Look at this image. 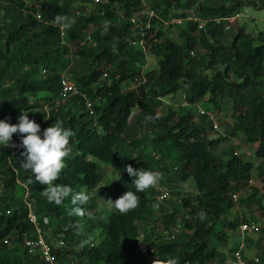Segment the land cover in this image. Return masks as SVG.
Wrapping results in <instances>:
<instances>
[{"label": "trees", "instance_id": "16d2710c", "mask_svg": "<svg viewBox=\"0 0 264 264\" xmlns=\"http://www.w3.org/2000/svg\"><path fill=\"white\" fill-rule=\"evenodd\" d=\"M105 1L96 3V11L89 14L88 5L76 9L73 0H44L41 7L33 8L25 0H0V118L18 122L23 110L30 113L29 119L45 122L44 127L62 120L74 133L69 143L73 151L54 182L67 186L59 204L43 195L47 186L30 182L32 174L22 167L21 155L0 147V264H51L41 255L30 256L24 248L26 238L37 241L40 237L29 217V205L47 243L50 235L71 229L67 247L51 246L54 264H168L170 260L225 264L227 256L218 248L227 245L229 231L256 220L254 216L245 222L229 220L240 201L234 196L241 197L240 204L249 209L257 206L264 213L261 191L254 188L246 195L256 168L264 183V169L232 149L218 153L217 147L227 139L210 137L214 127L209 116L197 119L189 107L167 115L161 109L164 99L181 91L190 105L206 100L222 111V105L231 102V137L242 135L264 162V33L253 37L241 28L230 37L214 23L202 31L198 23L188 22L180 27V44L166 35L172 27H166V22L185 17L179 12L191 9L205 19H229L246 7L264 8V0ZM145 4L157 14L147 54L133 45L132 22ZM58 15L68 18L65 38L61 23L56 22ZM89 35L95 48L84 44ZM199 49L207 54L198 56ZM149 53L160 60L159 69L144 73ZM64 75L93 102L95 115H90L82 96L66 105L59 101ZM43 106H48L49 121H45L46 111L37 112ZM168 144L177 154L172 160L177 163L178 179L192 180L197 195L174 205L173 215L167 213L171 223L183 216L182 232L170 240L146 235L141 244L154 247L155 252L139 254L138 238L144 225L156 217L159 204L154 187L138 193L136 209L126 214L114 209L97 221L90 217L94 207L88 203V192L97 190L104 180L100 163L121 175L105 189L109 199L135 191L134 178L123 170L131 165L159 173L147 150ZM160 176L159 182L168 184ZM85 220L91 224L89 230H101L104 240L97 247L85 245L89 234L81 237L80 223ZM71 243L80 246L69 247ZM258 256L264 262V251Z\"/></svg>", "mask_w": 264, "mask_h": 264}, {"label": "rangeland", "instance_id": "374dc122", "mask_svg": "<svg viewBox=\"0 0 264 264\" xmlns=\"http://www.w3.org/2000/svg\"><path fill=\"white\" fill-rule=\"evenodd\" d=\"M42 1L44 0H25L26 5L29 8H33L35 6L41 7ZM100 1L101 0H93V3H88L86 0H73V7H75L76 9H82L83 7H85V5H88L87 9H88V13L90 14L96 11V8L98 7L96 3H99ZM242 13L243 16L240 19L232 21L233 30L228 32V35L230 37H235L241 28H245L246 33L252 35L253 37H257L261 33H264V8L255 9L253 7H246ZM171 26H169L171 28L166 29V35L168 37L176 39V41L181 44L182 41L179 38L181 32L180 29L181 26H177V25H171ZM87 44L91 48L96 47V42L93 40L92 42ZM198 53H199L198 56L200 55L201 57L202 56L204 57L207 54V50L199 49ZM159 61L160 60L156 56L149 53L148 59L146 61L147 63L145 67H143L144 73L158 70ZM24 72H26V70ZM206 72L211 74L213 73V70H209V71L206 70ZM41 104L44 105L43 103ZM185 107H189L191 111H193L196 114L197 119H200V117L203 116L202 111L205 112L209 111L210 113L215 114L221 129L227 130L225 132L212 131L210 133L211 134L210 137L212 139L215 138H222L225 140L227 139L226 143H223L217 147L218 153L224 154L225 148L232 149L245 161L253 162L256 164L257 167L260 166V168L264 169V162L261 159L257 158L254 145L248 144L242 135H238L237 137H231L232 136L231 130L232 127H234L233 126L234 122L232 119L233 111L231 108V102L224 103L222 105V111H218L217 109L215 110L214 107L208 104L206 100L204 102L199 103L198 105H190L186 100L185 94L181 91L175 96H170L164 99L161 111L163 115H167V113L171 110L180 111ZM68 147H69V156H70V154L73 151V146L69 145ZM147 153L149 155H152L153 158H155L156 165L158 166L157 169L161 175L160 177L165 178L166 180L169 181L168 184L166 183L165 185L168 186L167 188L171 193V200L167 201L166 203H162V204L159 203L156 208V214H155L156 217L151 218L150 221L144 225V229L141 233V236L138 238V245H140L138 251L139 254H141L142 252L141 249L143 247L144 248L147 247V245L141 244V242L145 240L146 235L149 236L151 234L154 237H163V238L171 237L172 233H174L173 229L175 228L173 227V225L175 226L178 224L181 225L182 223L180 222L182 221L181 219L183 216L178 217L174 223H171L168 220L169 219L168 217L170 216L167 213L169 212L170 215H173L175 210L174 205H181L184 199H188L190 197H194L197 195L196 185L192 180H188L187 182H180V180L178 179L177 171H176L177 163L176 161L172 160L176 157L177 154L175 153V150L172 149L170 144L165 145L162 148L151 147L149 150H147ZM170 159L173 162H170ZM100 165H101V173L104 176V180L97 190L88 192L90 195L88 198V203L94 207V209L90 212V217L92 218V220H96V221L102 219L103 217L114 211L115 208L109 205L106 201L109 199V197L105 192V189L118 182L121 176L119 173L115 172L110 165L105 163H100ZM254 176L256 177L254 178L253 184L251 183L252 187L248 189L246 195L250 194L252 192V189L255 188L261 191L260 196H262L264 195V183L260 178L258 168H256ZM160 183L161 182H159L157 185L161 186L162 183L161 184ZM101 198L105 200H102ZM238 200H240L238 202L239 205L236 210L231 212L229 216V220L231 222H235V221L245 222L246 219H252V216L256 218V220H252V221H255L257 224H259V226L261 227L260 233L249 234L246 238H244V240L246 242L245 243L246 246L248 247V250L245 251L247 256L251 258L255 256L258 257V252L264 251V213L257 206H253L251 209H249L247 206L240 204L241 197ZM80 227H81L80 231L82 232L81 237H83L85 234H89V237L85 242V245H89L93 243L97 247L104 240V237L101 235L100 229L89 230L91 229V224L87 220L81 222ZM183 229L184 227L182 224L181 230L178 233H181ZM50 233L52 234L51 231ZM261 235H262L261 238L262 241L259 244L258 242ZM50 241H51L50 243L48 242L49 246L51 247L53 245L57 249L58 243L55 240V235H50ZM242 242H243V235L240 230L229 231V240L227 242V245L218 248L219 251L218 253H222L223 255L227 256V260L225 261V264L233 263L234 254L237 252ZM254 243L256 246L254 245ZM71 246L77 247L80 246V244L71 243L69 247Z\"/></svg>", "mask_w": 264, "mask_h": 264}, {"label": "clouds", "instance_id": "9594fccd", "mask_svg": "<svg viewBox=\"0 0 264 264\" xmlns=\"http://www.w3.org/2000/svg\"><path fill=\"white\" fill-rule=\"evenodd\" d=\"M63 19L62 16L58 15L56 22L61 23ZM22 113L16 124H11L7 120H0V147L10 146L13 135L18 133L24 149L21 153L23 159L20 162L22 167L32 174L30 182L47 186L43 190V195L50 202L59 204L62 197L67 194V186L61 187L54 182L59 179L66 167V159L69 156L68 146L74 133L71 129L65 128L63 121L59 119L42 132L40 124L29 119L30 113L23 110ZM123 171L134 178L132 185L135 191L129 190L115 200L108 199L106 201L121 214H126L139 206L138 193L158 184L159 173L151 169H136L131 165H128ZM83 198L81 197V199ZM74 211L79 214L80 210L75 209ZM168 264H176V262L170 260Z\"/></svg>", "mask_w": 264, "mask_h": 264}, {"label": "built area", "instance_id": "2783aa9c", "mask_svg": "<svg viewBox=\"0 0 264 264\" xmlns=\"http://www.w3.org/2000/svg\"><path fill=\"white\" fill-rule=\"evenodd\" d=\"M179 14L183 15L185 17H183V18H171L168 22H166V27L169 28V26H171V25L183 26L188 22H196L199 25V30L203 31L206 29V27L209 23H214L215 26L222 27L225 29V31L229 32V31L233 30L232 21L240 19L243 16V13H242V14H238V15L234 16L233 18H229V19L228 18H225V19L224 18L205 19V18H202L200 16V14L194 9L185 10V11L180 12ZM75 15L77 17H79V16H81V13L76 12ZM156 18H157V14L153 10H150L149 6H147L146 4L144 5L143 9L139 13H136V15L132 18V22L135 25L133 45L136 47L142 48L146 54L148 52L147 51V44H148L149 33L153 29V26H154L153 21ZM38 19H41V16L38 15ZM67 21H68V18L65 17L63 19V21L61 22V33H62L63 38H65L67 35V31H66L68 28ZM90 42H92V38L89 35L84 44H87ZM196 55H197L196 51H193L191 53L192 57H195ZM43 74L46 75L47 72L44 71ZM61 82H62V89H61V92L59 95V101L60 102H62L64 105H66L70 101H72L73 99H75L79 96H82L83 99L85 100V103H86V109L89 111L90 115H95L93 102L88 98L87 95H85L81 92V89L79 88V86L77 85L76 82L70 80L65 75L62 77ZM45 111L48 114L45 121H49L51 117H50V114L48 112V106H45L42 109H38L37 112H45ZM202 114H203V116H209L210 120L213 123L214 131L225 132V129L223 130L219 126V122H218V119H217L215 114L210 113L209 111L208 112L202 111ZM0 120H5V119L0 118ZM8 122L11 124L17 123L16 121H8ZM36 122L38 124H40L42 132H43V130L48 128V127H44L45 122L42 123L38 120ZM42 132H41V134H42ZM5 148H9V149L13 150L14 156L21 155V153L24 151V149H23L22 144H21L20 135L18 133L14 134L11 145L8 147H5ZM252 184H253V181H252ZM167 187L168 186H166V185L162 186V184H161V186L157 185L154 188L155 194H156V199L161 204L166 203L167 201L171 200V193ZM234 199L238 200L239 196L235 195ZM29 207H30L29 217H30L31 221L36 225V227L38 229V233L40 234V237H39V240H37V241H32L29 238H26L24 240V248L30 256L41 255L48 262H50L51 264H54V259H53L52 254H51V247L49 246V244L45 240L44 236L42 235V230L39 228L38 218H37L36 214L33 212V210H31V205H29ZM239 229L243 235V242L240 245V247L238 248L237 252L234 254V260H233L232 264H264V262L260 256H258V257L255 256V257L251 258V257L247 256V254L245 252L248 250V247L245 244L246 242H245L244 238H246L249 234L260 233L261 227L259 226V224H257L256 222L242 223L240 225ZM180 230H181V225L178 224L173 229L174 235H171V237H167L164 239L165 240L173 239L178 234V232ZM70 235H71V229L69 227L63 228L62 230H60L56 234L55 240L58 243L57 249L65 248L68 246ZM5 244L11 245L9 240H6ZM94 246L95 245L93 244L92 247H94ZM141 251L154 253L155 249H154V247L147 246L146 248L143 247L141 249Z\"/></svg>", "mask_w": 264, "mask_h": 264}]
</instances>
